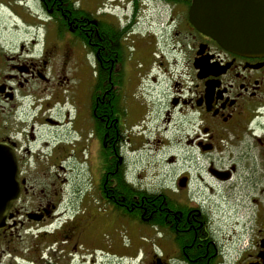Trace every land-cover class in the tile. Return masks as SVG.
Segmentation results:
<instances>
[{
    "label": "flooded vegetation",
    "instance_id": "1",
    "mask_svg": "<svg viewBox=\"0 0 264 264\" xmlns=\"http://www.w3.org/2000/svg\"><path fill=\"white\" fill-rule=\"evenodd\" d=\"M191 2L0 0L32 34L23 41L18 24L12 34L0 28V154L14 156L18 185L0 218V264H264V214L229 259V234H214L189 169L198 152L213 191L250 159V147L264 166V55L231 52L200 32ZM139 17L149 31L133 30ZM157 32L167 67L159 82L148 73L132 99L120 56L132 33ZM73 59L93 74L81 117L58 83ZM158 92L163 101L150 105ZM167 148L176 156L163 157ZM164 162L173 173H154ZM240 190L264 188L243 182ZM233 220L232 229L242 224L237 213Z\"/></svg>",
    "mask_w": 264,
    "mask_h": 264
},
{
    "label": "rangeland",
    "instance_id": "2",
    "mask_svg": "<svg viewBox=\"0 0 264 264\" xmlns=\"http://www.w3.org/2000/svg\"><path fill=\"white\" fill-rule=\"evenodd\" d=\"M135 22L136 23L134 24L133 30L136 29V27H138V29L142 30L143 32L150 30V20H145L143 17H139L138 21L136 20ZM16 24L19 26L21 39L23 41H28L31 39V33L28 35L24 34V29L27 27L26 22H18L6 9H0V28L4 34H12ZM147 34L148 33H146V35ZM148 35L139 36L135 33H132L130 35V42L127 40L129 46L126 54L120 56L118 76L124 77L125 82L126 79H129L128 82H131L130 94L132 99L135 98L134 93L136 92L137 86L139 83L143 84V78L146 76L148 77V73H150L149 75H154L156 77V81L159 82L160 78L163 76L165 67H167L165 60L161 58V54L159 53V51L164 50L165 47V42L163 41L164 37L159 32L155 33V35ZM154 40H156L158 43V52H156L157 57L154 58L157 61L162 60L163 66H158L157 61L153 64V50L155 47ZM74 45L76 46V43H74ZM77 45L80 48L78 43ZM68 51L69 50L67 46L66 53H68ZM86 57H88V64L90 65V56L86 54ZM76 64L77 62L75 59H73V61L66 68L65 72L59 75L60 77L58 83L61 81L63 85V100L70 101L68 107L71 109V114L75 109H79L77 114H80L81 117V115L84 114L86 110L84 106L87 102L88 95L93 92L94 83H92V79L90 80V76H93V74H91V70L86 73L85 70L77 69L78 67L75 69L74 67ZM106 86H108V84H106ZM160 88V84L148 85V89ZM141 96L142 99L145 100L146 96ZM163 98L164 95L160 92L154 93V97L150 98V102L148 101V103L151 105V102L153 101L156 103L157 101L162 102ZM139 103H142V106L144 107V101H139ZM66 104H68V102H65V108ZM77 114L75 116H77ZM128 122H131V117L128 118ZM247 151L250 154V159L242 161V163L238 164L236 174L230 181L216 182L213 185V191L208 190V186L211 181L206 174L205 158L197 152L195 159H192V161L189 163L191 166L189 168L190 173L195 178L194 188L199 194L194 198L198 201L197 203L202 205L204 211H206L208 215L211 216V228L214 234H216L217 230L220 229L223 232L227 230L229 234L230 242L226 241V244H224V256L228 257L229 259L237 257L241 248L244 245H247L246 238L249 235L247 232L251 227L253 228L255 225V220L257 221L260 214H264V191L261 193L255 191L247 194V192L240 190V185L243 184V182L244 184L248 183L252 185L253 182H255L260 188H264V166L262 165L263 161L260 160L259 148L250 147ZM260 151L263 150L260 149ZM76 153H79V149H76ZM164 153L165 155L163 157H166L169 154L176 156L177 151L174 148H167L165 149ZM94 165L95 163L92 161L90 165L91 169L89 170L92 177H94ZM147 173H152V170L148 169ZM154 173H159L160 175L163 173H170L171 175L173 173V169L172 166H169L164 162V165H158L157 170H155ZM209 194H211L210 197H208ZM236 213L239 222L241 221L242 224L235 225L234 229H232L231 223L234 221L233 219ZM151 230L152 229L150 228V233ZM232 230L234 233H232ZM238 236L240 237V241L236 242L235 239ZM152 248L155 252L158 251V248L154 243H152Z\"/></svg>",
    "mask_w": 264,
    "mask_h": 264
},
{
    "label": "water",
    "instance_id": "3",
    "mask_svg": "<svg viewBox=\"0 0 264 264\" xmlns=\"http://www.w3.org/2000/svg\"><path fill=\"white\" fill-rule=\"evenodd\" d=\"M188 16L223 48L264 55V0H192ZM17 192L15 158L0 154V218Z\"/></svg>",
    "mask_w": 264,
    "mask_h": 264
},
{
    "label": "trees",
    "instance_id": "4",
    "mask_svg": "<svg viewBox=\"0 0 264 264\" xmlns=\"http://www.w3.org/2000/svg\"><path fill=\"white\" fill-rule=\"evenodd\" d=\"M146 198H147V200H149V205H155L157 202H159V198L158 197L147 196ZM151 219L152 218H150V221L149 222L152 221Z\"/></svg>",
    "mask_w": 264,
    "mask_h": 264
}]
</instances>
